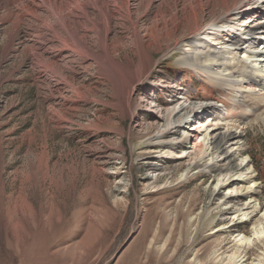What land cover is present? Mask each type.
Here are the masks:
<instances>
[{"label":"rangeland","instance_id":"rangeland-1","mask_svg":"<svg viewBox=\"0 0 264 264\" xmlns=\"http://www.w3.org/2000/svg\"><path fill=\"white\" fill-rule=\"evenodd\" d=\"M4 14L1 10L0 17ZM150 15H141L138 23L144 40ZM114 24L116 37L127 36ZM11 26L0 21V264H223L235 247L234 235L250 236L253 220L264 211V114L262 119L243 114L256 101L181 66L177 49L152 50L151 66L133 84L131 112H124L113 99V82L94 62L64 51L62 73L51 76L36 58L44 48L36 37L42 24L24 19L18 29ZM49 31L43 29L52 39ZM123 49L116 54L129 51ZM171 81L183 94L178 101L223 103L231 108L225 115L229 125L242 120L244 145L237 158H248L258 182L260 207L253 220L232 219L234 200L223 208L220 196L228 183L215 187L211 168L188 169L204 149L176 159L162 145L147 142L162 124L157 116L172 98ZM235 99L240 102L234 106ZM147 100L155 101L157 114ZM56 110L62 116L57 127ZM180 149L190 151V139L175 151ZM149 167L159 179L150 178ZM222 225L226 228L214 231ZM263 244L247 248L242 264H255ZM259 257L264 263V254Z\"/></svg>","mask_w":264,"mask_h":264},{"label":"bare ground","instance_id":"bare-ground-1","mask_svg":"<svg viewBox=\"0 0 264 264\" xmlns=\"http://www.w3.org/2000/svg\"><path fill=\"white\" fill-rule=\"evenodd\" d=\"M23 1L0 0V11L5 12L0 21L10 22L12 29L17 28L24 19H32L42 24L43 27L37 31L36 37L44 48L37 50L36 58L44 71L51 76L62 73L63 68L59 62L64 51L91 60L100 74L113 82V99L120 103L124 112H131L133 84L151 66L152 50L168 52L177 49L181 66L194 70L200 77L211 81L220 89H231L236 97L244 96L252 102L256 101L252 108H243L245 119L249 116L262 119L264 3L260 4L261 0H32L31 5L27 3L23 5V9H13V6ZM205 5L208 6V12L205 11ZM150 11V25L143 27L147 36V40H144L138 23L140 16ZM112 24L122 25L127 31V36L116 37ZM44 28L53 33L52 39L44 35ZM112 35L116 38L113 39ZM43 41L48 42V48ZM126 47H129L128 52L124 51L122 56L116 54L118 49L123 51ZM48 51L53 55L49 56ZM159 81L160 85H166L162 78ZM169 84L173 91L172 98L161 109L162 116H157L161 126L155 135H149L147 142L162 145L163 153L176 159L193 156L195 149H204L199 157H194L195 161L188 165V169L211 168L217 174L215 187L228 183V190L220 196L223 208H229L230 204L226 203L234 200L232 203L235 214L232 219L253 220L254 210L260 207L256 202L258 182L255 174L251 173L248 158H237L244 145V133L239 130L242 120H237L236 126L229 125L225 115L228 114L227 109L231 108L223 103L219 105L208 99L193 103H190L189 99L178 101V96L183 94L175 90L177 85L173 81ZM151 97L152 95H149L147 98L152 100ZM147 101L146 107L148 105L157 114L159 110L156 111L154 107L155 101ZM243 101L245 103V100ZM238 102L240 100L235 99L233 105ZM244 103H240L241 106L244 107ZM207 108L211 110L207 111ZM55 114L59 120L57 127L62 116L59 110H56ZM193 120L195 121L191 124ZM220 125L228 129L220 130ZM176 130L179 133L177 139ZM165 133H172L167 140L163 139ZM185 138L190 139L191 150L175 151L181 147ZM201 159L205 160L202 162ZM147 163L156 165L151 161ZM148 171L152 179L156 169L149 167ZM185 174H188V171L179 175L183 178ZM154 178L159 179V176ZM243 195H246L248 200L242 202ZM252 226L250 236L244 233L234 235L235 247L224 256L227 260L223 264H242V261L246 260L244 256L247 248L259 241L264 242V211L253 220ZM223 228L226 227L222 225L214 231L218 232ZM259 254H264V251ZM259 254L254 263L264 264Z\"/></svg>","mask_w":264,"mask_h":264}]
</instances>
